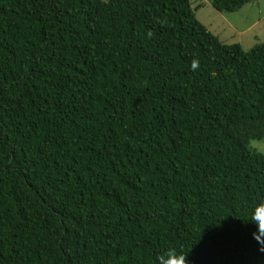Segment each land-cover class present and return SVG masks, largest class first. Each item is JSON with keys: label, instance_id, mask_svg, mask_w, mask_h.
I'll return each mask as SVG.
<instances>
[{"label": "trees", "instance_id": "obj_1", "mask_svg": "<svg viewBox=\"0 0 264 264\" xmlns=\"http://www.w3.org/2000/svg\"><path fill=\"white\" fill-rule=\"evenodd\" d=\"M263 139L264 42L192 0H0V264H262Z\"/></svg>", "mask_w": 264, "mask_h": 264}, {"label": "rangeland", "instance_id": "obj_2", "mask_svg": "<svg viewBox=\"0 0 264 264\" xmlns=\"http://www.w3.org/2000/svg\"><path fill=\"white\" fill-rule=\"evenodd\" d=\"M192 7L197 18L226 43L239 42L245 50H249L264 42V0H256L229 13L215 10L211 0H192ZM250 147L264 153V139L252 140Z\"/></svg>", "mask_w": 264, "mask_h": 264}, {"label": "clouds", "instance_id": "obj_3", "mask_svg": "<svg viewBox=\"0 0 264 264\" xmlns=\"http://www.w3.org/2000/svg\"><path fill=\"white\" fill-rule=\"evenodd\" d=\"M198 64L199 62L194 60L191 67L195 69L198 67ZM248 221H250L255 228L252 233L253 238L257 240V237H259L260 241H264V200L258 201L256 205H254L251 211V217ZM257 242L260 243L259 241ZM261 250H264V248ZM186 257L187 254H184L183 252L170 250L159 256L157 259L158 264H189Z\"/></svg>", "mask_w": 264, "mask_h": 264}]
</instances>
